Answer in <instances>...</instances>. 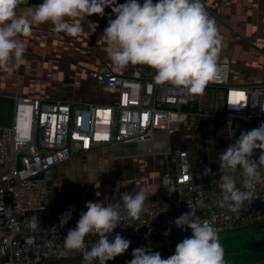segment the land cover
Here are the masks:
<instances>
[{"label":"built area","instance_id":"2783aa9c","mask_svg":"<svg viewBox=\"0 0 264 264\" xmlns=\"http://www.w3.org/2000/svg\"><path fill=\"white\" fill-rule=\"evenodd\" d=\"M214 1L226 0L202 3L208 9ZM219 63L220 75L207 84L219 90L221 98L222 109L213 115L226 122L229 130L232 118L235 127L243 123L246 131L258 128L264 123V75L259 80L232 83L230 64ZM89 74L100 87L113 90L116 98L106 104L77 105L16 96L11 124L0 126V264H38L48 257L81 255L66 250L63 241L68 231L76 228L81 213L87 211L86 204L51 205L49 180L54 168L99 147L116 150L125 143L149 142L155 132H169L189 119L191 111L184 106L194 103L199 108L204 100L205 90L193 96L169 84L154 85L145 70L135 76L125 69L114 71L112 63L102 62ZM147 145V151H153ZM174 155V170L160 175V194L139 219L127 217L119 197L102 202L121 204L125 225L109 235L110 241L116 234L130 241L128 250L119 256H131L134 249H147L156 243L176 245L190 237L191 229H179L174 223L190 211L188 204L218 233L264 219V182L254 185L251 199L235 214L219 206L221 189L204 186L202 171L192 167L189 148H179ZM259 155V149L254 150L253 159ZM260 172L264 176V168ZM209 178L215 179L214 172ZM34 223L38 224L35 228ZM97 239L90 235L85 242L91 247Z\"/></svg>","mask_w":264,"mask_h":264},{"label":"clouds","instance_id":"9594fccd","mask_svg":"<svg viewBox=\"0 0 264 264\" xmlns=\"http://www.w3.org/2000/svg\"><path fill=\"white\" fill-rule=\"evenodd\" d=\"M23 3L24 0H0V71L5 73L10 74L21 62L26 44L20 36L27 35L33 24L50 22L55 32L78 36L84 27L76 19L86 20L94 14L103 16L107 7L115 19H109L101 39L105 41V52L114 71H122L130 64L146 65L155 72L154 85L169 84L193 96L203 94L206 85L220 75L222 40L202 0H158L156 3L144 0L143 4L138 0H126L123 4L117 0H43L39 5L27 7L25 15H18L17 9ZM96 27L94 22H88L90 33ZM256 149L260 155L253 159ZM219 161L218 204L239 214L244 202L251 199L254 185L264 182L260 172L264 168V123L242 132L220 154ZM210 171L206 169L205 174ZM138 188L119 196L128 218L139 219L142 213L150 211V194L139 185ZM120 207L119 202L106 205L87 202V211L81 213L76 228L68 231L63 247L79 252L84 264H107L124 254L130 247L128 239L116 234L109 240L118 226L125 225ZM188 207L190 211L175 218L174 223L179 229H191L192 235L176 245L174 254L165 259L159 252L136 248L127 264H225L217 230L197 215L196 207L191 204ZM32 226L35 228L38 224ZM90 235L98 237L91 247L85 242V237Z\"/></svg>","mask_w":264,"mask_h":264},{"label":"crops","instance_id":"0c3cea01","mask_svg":"<svg viewBox=\"0 0 264 264\" xmlns=\"http://www.w3.org/2000/svg\"><path fill=\"white\" fill-rule=\"evenodd\" d=\"M42 2L43 0H33L23 3L17 9V14L25 15L27 7ZM125 2L126 0H117L118 4ZM138 2L143 4L144 0ZM156 2L158 0H153V3ZM206 11L216 22L222 40L219 62L230 64V81L237 83L261 79L264 75V0L214 1ZM109 19H115V15L111 8L106 7L103 16L94 14L86 20L76 19L75 22L84 27V31L78 36L57 33L50 22L33 24L27 35H21L20 39L26 44L21 62L10 74L0 71V126L11 124L16 96L37 97L47 102L71 101L77 105L106 104L114 100L115 92L100 87L89 74V70L98 64L111 63L105 52V41L101 39ZM88 22L97 25L94 32H89ZM125 70L135 76L140 75L141 70H145L150 78L155 74L154 70L146 65L130 64ZM205 90L209 92L205 98L206 102L211 100L212 94H219V90L207 85ZM199 108L191 111L184 124L169 132H155L149 142L125 143L145 144L146 151L140 155L127 154L111 159L109 170L114 172V176L109 180L112 187L108 199L119 197L124 192L137 191L139 185L150 194L148 203L153 204L160 194V175L165 171L174 170L175 151L182 147L189 148L192 167L202 171L204 186L207 189H221L220 161L209 152L206 153L199 144H224V153L227 147L239 138L238 135L232 134L237 127L229 130L226 122L216 119L214 115L200 113L198 109H205L203 106ZM207 117H212L220 123H207ZM147 144H151L153 151H147ZM105 147L96 148L89 153ZM206 169L214 172V180L209 178L210 172L205 174ZM51 181V193L53 188H58L56 196L50 195L52 206H81L89 201L107 200L93 199L95 196L92 195L94 191L91 185L83 188L64 186L60 185L54 176ZM240 186L237 184V187Z\"/></svg>","mask_w":264,"mask_h":264},{"label":"rangeland","instance_id":"374dc122","mask_svg":"<svg viewBox=\"0 0 264 264\" xmlns=\"http://www.w3.org/2000/svg\"><path fill=\"white\" fill-rule=\"evenodd\" d=\"M208 95V90H205L204 100L200 102V106H203L205 110L199 111L200 113L213 116V114L222 109L221 98L218 94L216 95L214 93L211 95V100L206 102L205 98ZM206 120L207 123H220L215 121L212 117ZM237 125V128L232 131L234 136H240L242 132L246 131L243 123H238ZM149 146H151V144H149ZM199 146L206 150V153L209 152L214 155L216 159H219L220 154L223 152L222 149L224 148V144H199ZM144 151H146L145 144H122L114 152L110 148L105 147L93 153L78 154L77 156H73L70 160L58 164L54 168L52 176H54V179L58 181L60 185L64 186L74 185L78 188H83L84 186L89 187L91 185L94 191L92 195L95 196L93 199L105 200L109 198V190L111 189L110 187H112L109 185V180L114 176V172L109 170V168H111V159L119 156L122 157L127 154L140 155L144 153ZM107 159L110 161H107ZM120 175H122V173ZM50 182H52L51 179L49 180V183ZM52 191V193L50 191V195L55 194L56 196L58 188H53ZM218 234L220 244L224 250L225 264H251L256 261L264 260V219ZM176 245L168 246L156 243L149 245L147 249L153 252H159L162 258L166 259L175 253ZM131 259L132 255L117 256L113 260L108 261L107 264H127ZM38 264H84V261L82 255L69 253L59 257H48ZM94 264H98V262H94Z\"/></svg>","mask_w":264,"mask_h":264},{"label":"water","instance_id":"95a60500","mask_svg":"<svg viewBox=\"0 0 264 264\" xmlns=\"http://www.w3.org/2000/svg\"><path fill=\"white\" fill-rule=\"evenodd\" d=\"M235 124H236V120H235V118H232L230 120V129H233L235 127ZM251 264H264V260L256 261V262H253Z\"/></svg>","mask_w":264,"mask_h":264},{"label":"trees","instance_id":"16d2710c","mask_svg":"<svg viewBox=\"0 0 264 264\" xmlns=\"http://www.w3.org/2000/svg\"><path fill=\"white\" fill-rule=\"evenodd\" d=\"M184 108L192 111V110L197 109V106H196V104L192 103V104H188V105L184 106Z\"/></svg>","mask_w":264,"mask_h":264},{"label":"snow or ice","instance_id":"6c2138e0","mask_svg":"<svg viewBox=\"0 0 264 264\" xmlns=\"http://www.w3.org/2000/svg\"><path fill=\"white\" fill-rule=\"evenodd\" d=\"M104 139H107V137L105 136Z\"/></svg>","mask_w":264,"mask_h":264}]
</instances>
